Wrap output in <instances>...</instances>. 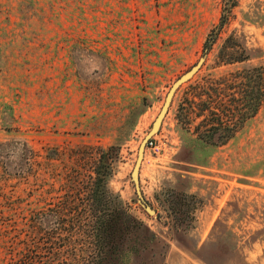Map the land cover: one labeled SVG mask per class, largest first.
Instances as JSON below:
<instances>
[{
    "label": "rangeland",
    "instance_id": "rangeland-1",
    "mask_svg": "<svg viewBox=\"0 0 264 264\" xmlns=\"http://www.w3.org/2000/svg\"><path fill=\"white\" fill-rule=\"evenodd\" d=\"M220 14L221 0H0V264H264V95L227 143L184 145V85L140 164L154 215L130 179L205 50L194 82L264 66V0H238L206 47ZM231 34L252 58L220 65Z\"/></svg>",
    "mask_w": 264,
    "mask_h": 264
},
{
    "label": "trees",
    "instance_id": "trees-1",
    "mask_svg": "<svg viewBox=\"0 0 264 264\" xmlns=\"http://www.w3.org/2000/svg\"><path fill=\"white\" fill-rule=\"evenodd\" d=\"M237 2L221 0L219 22L208 33L204 42L206 47L214 44ZM251 58L252 52L233 34L224 39L216 56L220 65L242 63ZM193 79L177 90L184 85L188 87L183 92L184 106L179 105L175 115V130L184 145L192 140L212 146L227 143L235 137L237 125L243 122L246 111L254 112L263 99L264 66L261 65L248 64L241 70L235 69L226 75L210 76L197 82ZM196 119L199 120L195 123ZM116 160V147H108L100 155L96 176H107Z\"/></svg>",
    "mask_w": 264,
    "mask_h": 264
},
{
    "label": "water",
    "instance_id": "water-1",
    "mask_svg": "<svg viewBox=\"0 0 264 264\" xmlns=\"http://www.w3.org/2000/svg\"><path fill=\"white\" fill-rule=\"evenodd\" d=\"M206 56H207V50H205L203 52V54L198 58V60L196 61L195 64H193L185 72L180 74L172 82V84L170 85V87H169V89H168V91L164 97V101L162 103V106H161L159 112L157 113L156 117L154 118L153 122L151 123L149 130L146 132V134L144 135V137L142 138V140L140 141V143L138 145L136 160H135L133 168L130 172V179H131V182L134 186V191H135V195H136L138 203L145 209V211L148 214L154 215L155 210L145 200V198L142 194L141 188H140V184H139V169H140V164L142 162L145 146H146L147 142L149 141V139L158 132L160 125L162 123V120H163L165 114L167 113L177 90L180 88V86H182L183 84H185L186 82L191 80L195 76V74L201 69V67L203 66V64L206 60Z\"/></svg>",
    "mask_w": 264,
    "mask_h": 264
},
{
    "label": "built area",
    "instance_id": "built-area-1",
    "mask_svg": "<svg viewBox=\"0 0 264 264\" xmlns=\"http://www.w3.org/2000/svg\"><path fill=\"white\" fill-rule=\"evenodd\" d=\"M146 145L149 146V147H152L153 146V139L152 138L149 139V141L147 142Z\"/></svg>",
    "mask_w": 264,
    "mask_h": 264
}]
</instances>
